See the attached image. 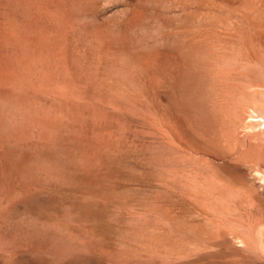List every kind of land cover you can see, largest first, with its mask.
Segmentation results:
<instances>
[{
  "label": "rangeland",
  "instance_id": "rangeland-1",
  "mask_svg": "<svg viewBox=\"0 0 264 264\" xmlns=\"http://www.w3.org/2000/svg\"><path fill=\"white\" fill-rule=\"evenodd\" d=\"M0 86L14 92L5 97L17 107L8 117L15 152L37 164L44 143L63 168L61 182L40 186L0 164L2 194L19 178L6 212L26 200L39 224L49 217L66 231L71 219L93 250L54 259L0 223V264L131 260L159 221L136 218L145 201L178 231L203 233L184 240L202 245L210 229L199 207L213 193L251 237L264 235V187H254L264 177V124L252 122L264 116V0H0ZM238 169L245 183L235 181Z\"/></svg>",
  "mask_w": 264,
  "mask_h": 264
},
{
  "label": "bare ground",
  "instance_id": "bare-ground-1",
  "mask_svg": "<svg viewBox=\"0 0 264 264\" xmlns=\"http://www.w3.org/2000/svg\"><path fill=\"white\" fill-rule=\"evenodd\" d=\"M36 1V0H35ZM43 1V0H42ZM33 3V2H32ZM37 3V2H36ZM35 7V6H34ZM28 8V7H27ZM34 10H36V8H34ZM41 10V9H38ZM33 11V10H32ZM43 11V10H42ZM28 12V11H27ZM39 12V11H38ZM46 12V11H45ZM26 13V12H25ZM43 13V12H42ZM40 13V14H42ZM5 25V24H3ZM6 26V25H5ZM12 27V26H11ZM3 28V27H2ZM15 28V27H12ZM5 29V28H4ZM7 29V28H6ZM18 29V28H17ZM13 30V29H12ZM7 32V31H6ZM10 32V31H9ZM3 33V32H2ZM4 34H6L4 32ZM2 36V35H1ZM12 35H9V37L11 38ZM13 36H15L13 34ZM7 37V38H9ZM3 38V37H2ZM6 38V37H4ZM6 38V39H7ZM9 38V39H10ZM18 38V37H17ZM18 40V39H17ZM5 41V40H4ZM11 42V41H10ZM30 65V64H28ZM34 65V64H33ZM30 68V67H28ZM23 70V69H22ZM17 73V72H16ZM22 73V72H21ZM8 74V73H7ZM19 74V73H18ZM36 74V73H35ZM17 76V75H16ZM19 76V75H18ZM29 77V76H28ZM27 77V78H28ZM35 77V76H34ZM16 78V77H15ZM25 78V77H24ZM23 80L21 81H24ZM30 79V78H29ZM11 81V80H10ZM30 82V80L28 81ZM16 83V82H15ZM33 83H31L32 85ZM13 85V84H12ZM21 85V84H20ZM28 85V84H27ZM7 86V84H6ZM35 86V85H34ZM33 86V88H34ZM1 87V86H0ZM5 87V86H4ZM19 87V86H18ZM23 87V86H21ZM19 87V88H21ZM29 87V85H28ZM31 87V86H30ZM29 87V88H30ZM240 87V86H239ZM17 87H14V89ZM27 88V87H26ZM35 89V88H34ZM13 90V89H12ZM9 88H0V93H2L4 95V98H0V164H3L2 166V170L3 169H7L10 171H14L15 173H17L16 175L19 176L20 179H24V177H28V179H30L31 183L32 181L35 180V182L37 181L38 183L44 184V182L48 181V180H52L54 182H61L60 180V173L59 171L61 169L60 163L62 161L61 157H59L60 152L56 149V148H50L48 147L49 145H45L43 143V145L41 144L40 147L38 146V148H36L35 152H38L40 154L43 155V159L42 161L40 160V162H37V164L34 163V161L32 159H30V157L28 155H21V154H17L15 152V148L18 147V143H16L15 141H12L10 138V134H9V126H8V117L11 115L13 116V114L15 113V111L17 110L16 106L9 100H7L8 96H10L11 94L14 95V92ZM23 90H27L28 89H23ZM22 90V91H23ZM66 90V89H65ZM30 91V90H29ZM28 91V92H29ZM18 92V90L16 91ZM27 92V93H28ZM32 92V91H31ZM44 92V91H43ZM68 92V91H67ZM20 93V91H19ZM23 93V92H22ZM26 93V92H25ZM254 93V92H253ZM256 93V92H255ZM254 93V94H255ZM263 93V92H262ZM37 94V91L36 93ZM45 94V93H44ZM6 95V97H5ZM8 95V96H7ZM12 95V96H13ZM16 97V96H15ZM18 98H16L17 100L19 99L20 102H22L23 104L26 102V99H24V97L21 94L17 95ZM27 97V96H26ZM33 97V96H31ZM254 97V96H253ZM6 98V99H5ZM254 99V98H253ZM33 100H31L30 102H32ZM258 102V101H257ZM34 103V102H33ZM253 103V102H252ZM263 103V102H261ZM17 105V104H16ZM20 105V104H19ZM18 105V106H19ZM255 105V104H253ZM260 105V104H259ZM14 106L16 108H14ZM21 107V106H19ZM25 107V106H24ZM29 107V106H28ZM31 108H33V106H30ZM27 108V107H26ZM24 109V108H23ZM29 110H31L29 108ZM25 111V110H24ZM31 112V111H30ZM262 112V111H261ZM18 113V112H17ZM21 113V112H20ZM19 113V116H21V114ZM27 115V112H25ZM24 113V114H25ZM36 113V112H35ZM259 113V112H258ZM36 115V114H35ZM32 116V113H31ZM51 116V115H50ZM254 116V120L252 121L250 118V122L247 121L249 120L248 118L246 119V121L249 123L247 124V126H251L252 122L256 123V125H263L264 124V116L263 119L261 120V117H259L257 119V116ZM253 116L250 117L253 118ZM261 116V115H260ZM52 117V116H51ZM22 118V117H21ZM26 118V117H25ZM32 119V117H30ZM28 117V119H30ZM15 118L13 117V120ZM24 119V118H23ZM27 119V118H26ZM23 121V120H22ZM30 121V120H29ZM50 121V120H49ZM252 121V122H251ZM20 122V121H19ZM24 122V121H23ZM20 122V123H23ZM26 122V121H25ZM51 122V121H50ZM260 124H259V123ZM12 123V122H10ZM16 123V122H15ZM254 123V124H255ZM25 124V123H24ZM245 124V123H244ZM245 124V125H246ZM190 125V124H189ZM14 126V125H13ZM17 126V124H16ZM253 126V125H252ZM251 126V127H252ZM45 127V126H44ZM48 127V126H47ZM245 127V126H244ZM263 127V126H260ZM12 128V127H11ZM40 128V127H39ZM54 128V127H51ZM247 128V127H246ZM254 128V126H253ZM245 129V128H244ZM52 130V129H51ZM50 130V131H51ZM247 131V130H246ZM263 131V130H260ZM48 132V131H47ZM56 132V131H55ZM248 132V131H247ZM246 132V133H247ZM240 133V132H238ZM262 133V132H261ZM33 134V133H32ZM45 134V133H44ZM249 134V133H248ZM255 134V133H254ZM43 135V134H42ZM41 135V136H42ZM52 135V133H51ZM54 135V134H53ZM46 136V135H45ZM43 136V137H45ZM243 136V135H242ZM248 136V135H247ZM39 137V136H38ZM252 137V136H251ZM253 138V137H252ZM259 139V138H257ZM50 140V139H49ZM263 140V137L262 139ZM41 141V140H40ZM39 141V142H40ZM256 142V141H255ZM259 142V141H258ZM257 142V143H258ZM262 142V141H260ZM48 143V142H47ZM52 143V142H51ZM54 143V142H53ZM56 143V142H55ZM264 144V141L262 142ZM253 145V144H252ZM256 144H254L255 146ZM262 145V144H261ZM35 146V145H34ZM259 146V145H257ZM264 147V146H263ZM249 147V151H250ZM262 148V147H261ZM263 149V148H262ZM34 150V149H33ZM260 152V151H259ZM63 153V152H62ZM232 153V152H231ZM247 153V152H246ZM34 154V153H33ZM223 156V155H222ZM236 156V155H235ZM256 156V155H255ZM38 157V156H37ZM66 157V156H65ZM211 157V156H210ZM228 157V156H227ZM34 158V157H33ZM63 158V157H62ZM36 159V158H35ZM38 159V158H37ZM41 159V158H40ZM244 159V158H243ZM5 162H4V161ZM61 160V161H60ZM218 160V159H217ZM240 160V159H239ZM245 160V159H244ZM243 160V161H244ZM60 161V162H59ZM242 161V160H241ZM249 161V160H248ZM4 162V163H3ZM247 162V161H246ZM255 162V161H254ZM66 163V162H65ZM234 163V162H233ZM245 163V162H244ZM65 167V166H64ZM237 169V168H236ZM69 170V169H68ZM264 170V169H263ZM238 176L237 174H235V176H237V178L235 179V181H238V183L242 182V180L244 181L247 178L246 173H244V171L242 169H238ZM14 173V174H15ZM254 173V175H256L255 177L259 175H261V173L257 172H252ZM65 174V173H64ZM63 174V175H64ZM73 174V173H72ZM70 174V175H72ZM227 174V173H226ZM7 175H11V174H7ZM251 175V174H250ZM264 176V174H262ZM13 176V175H12ZM222 176H224L222 174ZM249 176V175H248ZM252 177H254L252 175ZM250 176V178H252ZM9 178V177H8ZM17 178V179H19ZM25 178V180H26ZM71 178V177H70ZM213 178V177H212ZM261 178V177H260ZM260 178L257 180L258 184H262L260 185L261 187L258 186H254L255 184H253V182H251V184L255 187V188H259V190L261 188H263V178ZM10 179V178H9ZM13 179V177H12ZM16 178L15 180L18 181ZM234 179V178H233ZM11 181L12 184L10 185V188L7 190L6 193L2 194L1 193V188H0V223L2 224H6L7 225V231L10 232L11 234H14L15 236H17L18 238H24V239H30L33 240L34 242L36 241L39 246L45 250L46 254L53 256V258L55 259V257H63V256H68V258H70L69 256H74V255H78V254H82L83 256H89V254L91 253V251L93 252V250L91 249L90 244L88 243L89 241L87 240V237L85 236L84 232H82L81 230L76 229L74 226H72L73 224H71L72 220L69 219L68 222H66V226L67 229L64 228V230L66 231H62L63 229L58 228L54 223L51 222V218H47L46 220H44L46 223L44 224H39L38 223V216L39 214H41L39 212L38 209H36V206H32L30 204H28L25 200V204L23 205V207H21L20 210L16 211L15 213H7L6 212V208H8V206L14 202L17 194L16 192H14L16 189L14 188L15 186H17L14 183H16V181ZM65 179H62V181ZM263 180V181H262ZM10 181V180H9ZM21 181V180H20ZM229 181V180H228ZM246 181V180H245ZM244 181V183H245ZM34 182V183H35ZM256 182V184H257ZM260 182V183H259ZM27 182H25L26 184ZM51 183V182H50ZM247 183V182H246ZM10 184V183H9ZM24 184V183H23ZM28 184V183H27ZM36 184V183H35ZM48 184V182H47ZM59 184V183H58ZM230 184V183H229ZM20 185V184H19ZM31 185V184H30ZM67 186V185H66ZM20 187V186H19ZM28 187V186H27ZM169 187V186H168ZM231 187V186H230ZM8 188V187H7ZM6 188V189H7ZM210 188V187H209ZM234 188V187H233ZM5 189V190H6ZM15 189V190H14ZM31 189V188H30ZM213 189V188H212ZM237 189V188H236ZM264 189V188H263ZM262 189V190H263ZM173 190V189H172ZM206 191V189H204ZM215 190V189H214ZM238 190V189H237ZM240 190V189H239ZM208 191V190H207ZM222 191V190H221ZM261 191V190H260ZM3 192V191H2ZM20 192V191H19ZM258 192V190H257ZM256 192V193H257ZM192 193V192H191ZM206 193V192H205ZM216 193V192H215ZM16 194V195H15ZM152 194V193H151ZM186 194V193H185ZM198 194V193H197ZM207 194V193H206ZM209 194V193H208ZM260 194V192H259ZM262 194V193H261ZM19 195V193H18ZM195 195V193H194ZM239 195V194H238ZM227 196V195H226ZM19 197V196H18ZM33 197V196H32ZM157 197V196H156ZM196 197V196H195ZM200 197V196H199ZM198 197V198H199ZM212 198L210 199V202L205 205L207 202H205L204 206H200L199 207V211H200V215H201V221L204 223L203 225L209 227L210 229V233L208 232L207 234H205L206 232H204V235H206L204 237L203 235V239L205 240V244H200L197 245L195 243H190L187 241H184L186 239L189 238H194L196 237L198 233H194L197 231H191V230H187L185 232H180L178 231L179 229H177L178 227L180 228V226H175L176 224H174L173 221H171V217H168L167 214H163L161 209L159 210V207L157 208L156 204L154 205V203L152 202H142L139 203L141 209H139V212L135 211L136 214H134L136 216V218L138 217H145L149 214H151L152 216H155V218H157L159 221L158 223L152 226H146L145 228H147V232L149 235V240L151 242V245L148 246H144L143 248H141V250L136 254L137 251H135L134 258L132 257L131 259V255H130V259H127L126 257L118 259L120 261V264H263L264 263V235H259V238L256 237L253 238L249 235V233L247 232L243 222L241 220H239L237 217L234 216V213L232 210H230L226 204L223 198L220 197L219 193L218 195L216 194H212L211 196ZM223 197V196H222ZM238 197V196H237ZM264 197V196H263ZM194 198V197H193ZM260 198V197H259ZM18 199V198H16ZM32 199V198H31ZM158 200V199H157ZM156 200V201H157ZM168 200V199H167ZM192 200V199H191ZM197 199H195L196 201ZM236 200V199H235ZM258 200V198H257ZM260 200V199H259ZM258 200V201H259ZM160 202V201H159ZM197 202V201H196ZM260 202L263 204V200H260ZM126 203V202H125ZM18 204V203H17ZM16 204V205H17ZM138 204V205H139ZM261 204V205H262ZM19 205V204H18ZM17 205V206H18ZM163 205V204H162ZM198 205V204H197ZM226 205V206H225ZM136 206V205H134ZM133 206V207H134ZM199 206V205H198ZM16 207V206H14ZM161 207V206H160ZM264 207V206H263ZM130 208V207H129ZM9 209V208H8ZM16 209V208H15ZM70 209V208H69ZM137 209V208H135ZM196 209V208H195ZM138 210V209H137ZM164 210V209H163ZM166 210V209H165ZM169 210V208H168ZM172 210V208H171ZM170 210V211H171ZM14 211V210H13ZM132 211V210H131ZM161 211V212H160ZM169 211V212H170ZM165 212V211H164ZM172 212V211H171ZM131 213V212H130ZM168 213V212H167ZM198 213V212H197ZM127 214V213H126ZM132 214V213H131ZM169 214V213H168ZM150 215V216H151ZM138 216V217H137ZM197 215H195L196 217ZM132 218V216H130ZM198 217V216H197ZM141 219V218H140ZM145 219V218H144ZM157 219H152L153 221L157 220ZM198 219V218H196ZM10 220L12 221L10 223ZM133 220V218H132ZM147 221H149V219H145ZM151 220V218H150ZM194 220V219H193ZM9 221V222H7ZM136 221V220H135ZM152 221V222H153ZM179 221V220H178ZM196 221V220H194ZM140 222V221H139ZM146 222V221H145ZM156 222V221H155ZM134 223V222H133ZM136 223V222H135ZM140 224V223H139ZM58 225V224H57ZM141 225V224H140ZM198 225V224H197ZM195 225V226H197ZM200 225V224H199ZM198 225V226H199ZM202 225V224H201ZM137 226V225H136ZM194 226V227H195ZM84 227V226H83ZM191 227V226H190ZM264 227V226H263ZM263 227L261 228V230L263 231ZM202 228V227H201ZM248 229V227H247ZM185 230V229H184ZM196 230V229H195ZM198 230V229H197ZM252 231V230H250ZM249 231V232H250ZM255 231V230H254ZM259 231V230H257ZM72 232H76L77 233V237L78 239L75 240L76 238L73 237ZM146 232V233H147ZM145 233V234H146ZM145 234H140V235H145ZM200 234V233H199ZM198 234V235H199ZM203 233H201L200 235L202 236ZM255 234V233H254ZM87 235V234H86ZM199 235V236H200ZM228 235L230 237H235L237 238V243L236 241H233V244H231V240L229 242V238ZM257 235V234H256ZM138 236V235H137ZM197 236V237H199ZM130 237V236H129ZM74 238V239H73ZM201 238V237H200ZM134 239V238H133ZM139 239V238H138ZM143 239L140 236V240ZM234 239V238H233ZM98 240V239H97ZM125 241V240H124ZM91 242V241H90ZM133 242V241H132ZM131 242V243H132ZM136 242V241H135ZM139 242V241H138ZM198 242V241H197ZM235 242V243H234ZM129 245L131 244L130 242H128ZM137 244V243H136ZM235 244V245H234ZM140 245V243H139ZM147 245V244H146ZM125 246V245H124ZM125 249V248H124ZM129 249V248H128ZM137 250V249H136ZM126 252V254H128V251H124ZM123 252V253H124ZM92 254V253H91ZM122 254V253H121ZM132 254V253H131ZM95 255V254H94ZM127 256V255H126ZM226 257H228L226 259ZM232 257V258H231ZM65 258V257H64ZM75 258V257H74ZM134 259V260H133ZM12 261V260H11ZM115 262V261H114ZM118 262V261H117ZM91 263V262H90ZM119 264V263H118Z\"/></svg>",
  "mask_w": 264,
  "mask_h": 264
}]
</instances>
